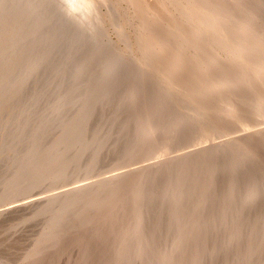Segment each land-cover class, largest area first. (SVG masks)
Wrapping results in <instances>:
<instances>
[{"label": "rangeland", "instance_id": "obj_1", "mask_svg": "<svg viewBox=\"0 0 264 264\" xmlns=\"http://www.w3.org/2000/svg\"><path fill=\"white\" fill-rule=\"evenodd\" d=\"M214 1L0 0V264H264V0Z\"/></svg>", "mask_w": 264, "mask_h": 264}, {"label": "bare ground", "instance_id": "obj_2", "mask_svg": "<svg viewBox=\"0 0 264 264\" xmlns=\"http://www.w3.org/2000/svg\"><path fill=\"white\" fill-rule=\"evenodd\" d=\"M80 1H81V0H80ZM93 1H94V0H93ZM213 1H214V0H213ZM215 1L217 2V0H215ZM215 1H214V2H215ZM228 1H229V0H228ZM228 1H226V2L229 4L230 1H229V2H228ZM233 1H234V0H233ZM233 1H232V2H233ZM236 1H237V0H236ZM239 1H240V0H239ZM87 2H88V1H87ZM133 2H134V1H133ZM186 2H187V1H186ZM188 2H189V1H188ZM201 2H203V1H201ZM222 2H224V1H222ZM222 2H221V3H222ZM232 2H231V3H232ZM237 2H238V1H237ZM237 2H235V3H237ZM84 3H85V2H84ZM130 3H131V2H130ZM139 3H140V2H139ZM167 3H168V2H167ZM180 3H182V2H180ZM217 3H219V2H217ZM231 3H230V4H231ZM91 4H92V3H91ZM131 4H132V3H131ZM135 4H136V3H135ZM183 4H184V3H183ZM183 4H182V5H183ZM186 4H187V3H186ZM214 4H215V3H214ZM224 4H225V3H224ZM228 4H227V5H228ZM237 4H238V3H237ZM242 4H243V3H242ZM95 5H96V4H95ZM221 5H222V4H221ZM231 5H232V4H231ZM84 6H85V5H84ZM206 6H207V5H206ZM235 6H236V5H235ZM232 7H234V6H232ZM236 7H237V6H236ZM238 7H240V6H238ZM238 7H237V8H238ZM94 8H95V7H94ZM87 9H88V8H87ZM95 9H96V8H95ZM235 9H236V8H235ZM75 10H76V8H75ZM135 10H136V9H135ZM186 10H187V9H186ZM222 10H223V9H222ZM230 10H231V9H230ZM91 11H92V10H91ZM161 11H162V10H161ZM198 11H199V10H198ZM212 11H213V10H212ZM234 11H235V10H234ZM216 12H217V11H216ZM218 12H219V10H218ZM218 12H217V13H218ZM231 12H232V11H231ZM231 12H229V13H231ZM214 13H215V12H214ZM232 13L234 14V12H232ZM236 13H237V12H236ZM219 14L221 15V13H219ZM176 15H177V14H176ZM236 15H237V14H236ZM88 16H89V15H88ZM185 16H186V15H185ZM197 16H198V15H197ZM230 16H231V15H230ZM233 16H234V15H233ZM214 17H215L216 20H215V21L213 20V21H214V23H215L216 25H218L217 23H218V21H219V17H220V16H218V14H217V15H215ZM234 17H235V16H234ZM199 18H200V17H199ZM245 18H246V19H245V21L243 22V25H242V27H243L242 30H243V31H246V30L250 27V24H251V21H252V20H251V19H252L251 17H249L248 19H247V17H245ZM178 19H180V18L178 17ZM213 19H214V18H213ZM197 20H198V19H197ZM200 20H201V19H200ZM209 20H210V19H209ZM174 21H175V20H174ZM138 22H139V21H138ZM143 22H144V21H143ZM149 22H150V21H149ZM208 22H209V21H208ZM208 22H205V23H208ZM145 23H146V22H145ZM199 23H200V22H199ZM141 24H142V23H141ZM144 25H145V24H144ZM149 25H151V24L149 23ZM201 25H202V24H201ZM201 25H200V26H201ZM209 25H210V24H209ZM221 25H222V23H221ZM257 25H258V24H257ZM137 26H138V24H137ZM203 26H204V25H203ZM212 26H213V25H212ZM212 26H211L210 28H212ZM138 27L141 28L140 26H138ZM144 27H145V26H144ZM176 27H177V26H176ZM188 27H189V26H188ZM201 27H202V26H201ZM222 27H223V26H222ZM222 27H221V28H222ZM171 28H172V27H171ZM210 28H209V29H210ZM223 28H224V27H223ZM250 28H251V27H250ZM181 29H182V27H181ZM201 29H202V28H201ZM239 29H240V28H239ZM212 30H213V29H212ZM235 30H236V29H235ZM144 31H145V30H144ZM177 31H178V30H177ZM251 31H252V30H251ZM142 32H143V31H142ZM222 32H223V31H222ZM227 32H228V31H227ZM261 32H262V31H261ZM179 33H180V32H179ZM204 33H205V32H204ZM217 33H218V32H217ZM229 33H230V32H229ZM258 33H259V32H258ZM150 34H151V33H150ZM172 34H173V33H172ZM212 34H213V33H212ZM250 34H251V33H249V36H250ZM179 35H181V34H179ZM235 35H236V34H235ZM247 35H248V33H247ZM252 35H253V34H252ZM254 35H255V34H254ZM257 35H258V34H257ZM143 36H145V35H143ZM155 36H156V35H155ZM196 36H199V35L197 34ZM205 36H206V35H205ZM232 36H233V35H232ZM260 36H261V35H260ZM149 37H150V36H148V38H149ZM217 37H218V36H217ZM225 37H226V36H225ZM256 37H257V36H256ZM155 38H156V37H155ZM223 38H224V37H223ZM223 38H222V39H223ZM262 38H263V39H262ZM262 38H261V39H262V41H263V40H264V32L262 33ZM182 39H183V37H182ZM197 39H198V38H197ZM212 39H213V38H212ZM236 39H237V38H236ZM150 40H151V39H150ZM197 41H198V40H197ZM257 42H258V41H257ZM149 43H151V42H149ZM149 43H148V44H149ZM192 43H193V42H192ZM219 43H220V42H219ZM223 43H224V42H223ZM227 43H228V42H227ZM239 43H240V42H239ZM158 44H160V43H158ZM210 44H211V43H210ZM217 44H218V43H217ZM194 45H195V44H193L192 47H194ZM203 45H204V44H203ZM257 45H258V44H257ZM158 46H159V45H158ZM158 46H157V47H158ZM161 46H162V45H161ZM241 46H243V45H241ZM246 46H249V45L247 44ZM250 46H251V45H250ZM137 47H138V46H137ZM197 47H199V46H197ZM253 47H254V46H253ZM194 48H196V47H194ZM200 48H201V47H200ZM120 49H121V48H120ZM158 49H160V48L158 47ZM160 50H161V49H160ZM234 50H235V49H234ZM251 50H252V49H251ZM251 50H250V51H251ZM194 51H195V50H194ZM201 51H202V49H201ZM157 52H158V51H157ZM198 52H199V50H198ZM202 52H203V51H202ZM263 53H264V52H263ZM145 54H146V53H145ZM156 54H157V53H156ZM235 54H236V53H235ZM240 54H241V53H240ZM248 54H249V53H248ZM143 55H144V54H143ZM146 55H147V54H146ZM235 56H236V55H235ZM143 57H145V56H143ZM251 57H253V56H251ZM255 57H257V56H255ZM240 58H241V57H240ZM221 59H222V58H221ZM255 59H256V58H255ZM176 61H178V60L176 59ZM235 61H236V60H235ZM179 62H180V63H183V62H181V61H179ZM179 62H176V63H179ZM222 63H223V62H222ZM249 63H250V62H249ZM263 64H264V63H263ZM176 66H177V70H179V69H181L180 67L183 66V65H181V64H176ZM230 66H231V65H230ZM228 67H229V66H228ZM238 67H239V66H238ZM250 67H251V66H250ZM225 68H226V67H225ZM231 68H232V67H231ZM244 69H245V68H244ZM242 72H243V71H242ZM242 72H241V73H242ZM177 73H178V72H177ZM258 74H259V73H258ZM258 74H257V75H258ZM260 74H261V73H260ZM241 76H242V75H241ZM255 77H256V76H255ZM257 77H258V76H257ZM240 78H241V77H240ZM249 78H250V76H249ZM222 83H223V81H222V82L219 81V83H218L216 86H217L218 88H220V85H221ZM253 83H254V82H253ZM257 84L259 85V82H257ZM257 84H255V85H257ZM222 85H223V84H222ZM245 85H246V84H245ZM249 85H250V84H249ZM252 85H253V84H252ZM252 85H251V87H253ZM214 86H215V85H214ZM251 87H250V88H251ZM162 88H163V87H162ZM162 88H161V89H162ZM218 88H216V89H218ZM164 89H165V88H164ZM220 89H221V88H220ZM251 89H252V88H251ZM252 90H253V89H252ZM254 90H255V89H254ZM254 90H253V91H254ZM234 91H235V90H234ZM255 91H258V90H255ZM251 93H252V92H251ZM242 94H243V93H242ZM199 95H200V94H199ZM197 96H198V95H197ZM202 98H203V97H202ZM202 98H201V99H202ZM257 98H258V96H257ZM199 99H200V98H199ZM251 100H252V99H251ZM255 101H256V100H255ZM196 103H197V102H196ZM261 105H263V104L261 103ZM258 109H260V108H258ZM258 109H257V111H258ZM249 111H250V110H249ZM254 112H255V111H254ZM227 113H228V112H227ZM230 114L232 115V113H230ZM226 115H228V114H225V119H226ZM221 116H222V115H221ZM227 117H230V116H227ZM225 119H224V120H225ZM225 121H226V120H225ZM262 132H263V131H262ZM262 132H261V133H262ZM212 134H213V133H212ZM153 135H154V134H153ZM253 135H254V134H253ZM255 135H257V134L255 133ZM250 136L252 137V134H250L248 137H247V135H246L245 137H247V138L249 139V138H251ZM260 137H263V136H260ZM157 138H158V137H157ZM240 138H241V137H240ZM247 138H246V139H247ZM257 138H258V137H257ZM233 139H234V138H233ZM236 140H237V139H236ZM236 140H234V141H236ZM238 140H240V139H238ZM238 140H237V141H238ZM242 140H243V139H242ZM240 141H241V140H240ZM244 141H246V140L244 139ZM150 143H151V141H150ZM223 143H224V142H223ZM161 145H162V144H161ZM238 145H239V144H238ZM149 146H151V145H149ZM156 146H157V145H156ZM165 146H166V145H165ZM221 146H222V145H221ZM245 146H246V145H245ZM230 147H231V146H230ZM249 147H250V146H249ZM153 148H154V147H152V149H153ZM155 148H156V147H155ZM155 148H154V149H155ZM149 149H151V147H150ZM219 149H220V148H219ZM191 151H192V150H191ZM194 151H195V150H194ZM184 154H185V153H184ZM180 155H181V154H180ZM178 157H180V156H178ZM191 158H193V157H191ZM186 159H188V156H187ZM172 160H173V159H172ZM191 161H192V160H191ZM195 161H196V160H195ZM172 162H174V161H172ZM175 162L177 163L178 160H176ZM187 162H188V161H187ZM155 163H156V162H155ZM155 163H154V164H155ZM178 163H179V162H178ZM156 164H157V163H156ZM166 164L168 165V163H166ZM174 164H175V163H174ZM152 165H153V164H152ZM176 165H177V164H176ZM180 165H181V164H180ZM174 166H175V165H173V167H174ZM177 166H178V165H177ZM161 167H162V166H161ZM209 167H210V166H209ZM164 168H165V167H164ZM145 169H147V168H145ZM148 169H150V168H148ZM114 170H115V169H114ZM152 170H154V169H152ZM142 171H143V170H142ZM139 172H140V170H139ZM148 173H149V172H148ZM123 174H124V173H123ZM138 174H139V176H142V175H140V173H138ZM141 174H142V172H141ZM143 174H145V173H143ZM111 175H112V174H111ZM117 175H118V174H117ZM114 176H115V175H114ZM116 177H117V176H116ZM119 177H120V176H119ZM171 177H172V176H171ZM113 179H114V178H113ZM135 179H136V178H135ZM139 179H140V177H139ZM169 179H170V178H169ZM141 180H142V179H141ZM109 181H110V179H109ZM144 181H145V180H144ZM172 181H173V180H172ZM113 182H114V181H113ZM108 183H109V182H108ZM154 183H155V182H154ZM85 185H86V184H85ZM59 186H60V185H59ZM108 186H109V185H108ZM70 188H71V187H70ZM80 188H81V187H80ZM83 189H84V188H83ZM70 190H71V189H70ZM76 191H77V190H76ZM65 192H67V190H66ZM65 192H64V193H65ZM54 195H55V194H54ZM87 198H88V197H87ZM62 200H63V199H62ZM62 200H61V201H62ZM64 200H65V199H64ZM89 203H90V202H89ZM80 204H81V203H80ZM78 205H79V204H78ZM66 207H67V206H66ZM140 219H141V218H140ZM138 223H139V222H138ZM142 233H143V232H142Z\"/></svg>", "mask_w": 264, "mask_h": 264}]
</instances>
